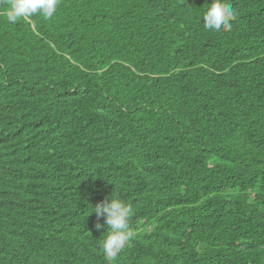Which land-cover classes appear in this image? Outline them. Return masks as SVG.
Segmentation results:
<instances>
[{"label":"trees","instance_id":"1","mask_svg":"<svg viewBox=\"0 0 264 264\" xmlns=\"http://www.w3.org/2000/svg\"><path fill=\"white\" fill-rule=\"evenodd\" d=\"M0 0V264H264V0ZM133 208L115 260L91 209ZM100 225L97 228V225Z\"/></svg>","mask_w":264,"mask_h":264},{"label":"clouds","instance_id":"2","mask_svg":"<svg viewBox=\"0 0 264 264\" xmlns=\"http://www.w3.org/2000/svg\"><path fill=\"white\" fill-rule=\"evenodd\" d=\"M7 3L8 7L3 14L13 24L21 20L30 21L37 14L50 19L58 7V0H7ZM235 18L236 10L228 0H213L203 13V26L218 34L228 32ZM93 211L98 217H105L109 227L100 248L109 260H115L134 235L130 228L133 208L112 193L107 202L98 203L91 209ZM99 227L98 224L97 228Z\"/></svg>","mask_w":264,"mask_h":264}]
</instances>
